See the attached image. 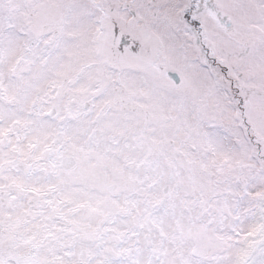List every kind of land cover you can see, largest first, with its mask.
<instances>
[{
  "label": "snow or ice",
  "instance_id": "snow-or-ice-1",
  "mask_svg": "<svg viewBox=\"0 0 264 264\" xmlns=\"http://www.w3.org/2000/svg\"><path fill=\"white\" fill-rule=\"evenodd\" d=\"M0 264H264V0H0Z\"/></svg>",
  "mask_w": 264,
  "mask_h": 264
}]
</instances>
